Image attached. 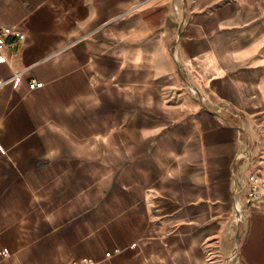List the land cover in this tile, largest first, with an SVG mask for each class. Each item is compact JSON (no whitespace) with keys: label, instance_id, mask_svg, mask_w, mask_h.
Segmentation results:
<instances>
[{"label":"crops","instance_id":"crops-1","mask_svg":"<svg viewBox=\"0 0 264 264\" xmlns=\"http://www.w3.org/2000/svg\"><path fill=\"white\" fill-rule=\"evenodd\" d=\"M0 26L25 35L0 61V264H264L239 159L264 0H0Z\"/></svg>","mask_w":264,"mask_h":264},{"label":"built area","instance_id":"built-area-1","mask_svg":"<svg viewBox=\"0 0 264 264\" xmlns=\"http://www.w3.org/2000/svg\"><path fill=\"white\" fill-rule=\"evenodd\" d=\"M24 33L14 29L10 26H0V61L3 60L2 52L5 48H9L11 51L16 50L21 45L22 41L24 40ZM42 85L40 81L32 79L29 82V88L34 89L38 88ZM226 110L230 111L228 108ZM246 152H242L239 156V159L242 160ZM237 180L234 185V191H237ZM261 194V181L259 176L256 173L251 175V181L247 193V204L255 199H257ZM246 204V205H247ZM235 211H236V220L239 221L245 217L246 213V206L235 204ZM6 252V249H3ZM239 250V245L237 244L233 255H235ZM109 253H106L108 255ZM70 264H99L98 261L92 259L91 257H82L79 261L72 260Z\"/></svg>","mask_w":264,"mask_h":264},{"label":"rangeland","instance_id":"rangeland-1","mask_svg":"<svg viewBox=\"0 0 264 264\" xmlns=\"http://www.w3.org/2000/svg\"><path fill=\"white\" fill-rule=\"evenodd\" d=\"M178 70L182 71V75L185 76L183 67L178 66ZM181 87L180 90L184 91L186 94H192L197 93L196 89L193 87H190V84L187 82L180 83ZM256 137L254 139H251L247 147L245 148L244 152H246V155L244 156V162L247 165V167L251 170L257 173V175L260 178L261 181V194L264 188V182L261 179L262 174L264 173V124H261L256 129Z\"/></svg>","mask_w":264,"mask_h":264}]
</instances>
